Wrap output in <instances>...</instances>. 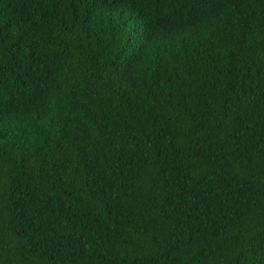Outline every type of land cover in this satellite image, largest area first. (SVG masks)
I'll return each mask as SVG.
<instances>
[{
  "label": "trees",
  "instance_id": "1",
  "mask_svg": "<svg viewBox=\"0 0 264 264\" xmlns=\"http://www.w3.org/2000/svg\"><path fill=\"white\" fill-rule=\"evenodd\" d=\"M0 264H264V0H0Z\"/></svg>",
  "mask_w": 264,
  "mask_h": 264
}]
</instances>
